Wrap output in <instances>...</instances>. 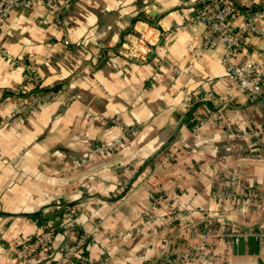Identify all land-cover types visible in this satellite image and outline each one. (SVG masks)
Here are the masks:
<instances>
[{"label":"crops","instance_id":"0c3cea01","mask_svg":"<svg viewBox=\"0 0 264 264\" xmlns=\"http://www.w3.org/2000/svg\"><path fill=\"white\" fill-rule=\"evenodd\" d=\"M222 1L239 9L228 18L233 28L260 11L231 55L260 62L264 0ZM196 3L70 0L59 23L41 6L8 13L0 26V264H49L81 235L85 244L63 264L155 262L203 239L214 264H264V158L250 156L264 151V99L249 102L229 84L223 39L202 48ZM19 59L34 65L37 83L24 82ZM19 87L38 90L21 97L12 93ZM48 229L47 246L18 255ZM233 231L244 235L230 246Z\"/></svg>","mask_w":264,"mask_h":264},{"label":"built area","instance_id":"2783aa9c","mask_svg":"<svg viewBox=\"0 0 264 264\" xmlns=\"http://www.w3.org/2000/svg\"><path fill=\"white\" fill-rule=\"evenodd\" d=\"M70 0H0V26L5 17L13 9L32 10L36 6L45 8L52 16L53 22L59 23L64 10L68 7ZM239 9L230 3L222 0H197L194 7V19L204 24L205 30L202 41V48L212 47L216 41L221 38L224 41V52L222 55V63L225 67L226 78L230 85L234 86L238 92L243 93L249 102L257 99H264V53L260 62H256L251 58H246L240 63H235L231 60L232 53L240 46L243 34L252 28V17L260 13L255 10L246 15L243 24L239 28H233L228 18ZM143 38V35L139 36ZM130 48L125 47V51ZM130 53V51L128 52ZM138 57V56H136ZM142 59L145 58L143 54ZM18 63L23 68L24 82H38V76L34 65L23 59H19ZM21 87L12 91L14 95L24 94ZM25 97V96H21ZM193 106L192 98L188 97L184 102V107L189 110ZM25 105H21L16 112L10 117H4L1 123L8 121L15 113L25 110ZM260 130L250 129L251 136H258ZM94 149L103 151H113L116 145L101 146L94 144ZM172 154V153H171ZM170 154V155H171ZM253 158H264V151H253L250 153ZM226 196L232 195V192H225ZM249 197H254V191L247 193ZM54 230H44L35 236L33 239L25 241L18 247V255L21 258H29L35 251L47 246L53 237ZM244 232H228L225 234L226 241L230 246L237 244ZM86 242V235H81L77 241L67 247L61 254V257L49 264H63V260L70 257L78 249L82 248ZM204 239L198 245L189 247L188 249H180L170 251L161 259L155 262H145L143 264H190L195 259H203L206 264H214L217 258H206L204 253Z\"/></svg>","mask_w":264,"mask_h":264},{"label":"trees","instance_id":"16d2710c","mask_svg":"<svg viewBox=\"0 0 264 264\" xmlns=\"http://www.w3.org/2000/svg\"><path fill=\"white\" fill-rule=\"evenodd\" d=\"M38 90V88L36 87V88H33V90H31V91H37ZM31 91H25V92H23L24 94H21L20 96H25L28 92H31ZM7 93H9V92H7Z\"/></svg>","mask_w":264,"mask_h":264}]
</instances>
